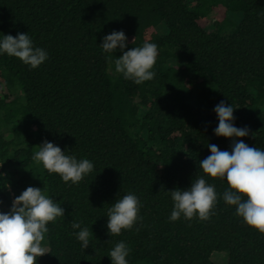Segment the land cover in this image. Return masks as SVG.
Listing matches in <instances>:
<instances>
[{
    "label": "trees",
    "instance_id": "obj_1",
    "mask_svg": "<svg viewBox=\"0 0 264 264\" xmlns=\"http://www.w3.org/2000/svg\"><path fill=\"white\" fill-rule=\"evenodd\" d=\"M113 30L126 34L125 51L157 44L153 80L135 85L115 73L99 46ZM17 33L49 58L31 69L0 56V212L29 186L64 208L37 264H111L119 241L128 264H220L214 253L224 264H264V235L225 204L227 182L199 166L208 144L231 150L213 134L221 101L249 129L238 139L264 150V0H0V35ZM44 141L92 161L93 172L78 184L49 174L32 159ZM198 176L215 185L213 214L171 222L167 191ZM128 193L141 219L109 235L108 208ZM77 221L93 233L86 249Z\"/></svg>",
    "mask_w": 264,
    "mask_h": 264
},
{
    "label": "clouds",
    "instance_id": "obj_2",
    "mask_svg": "<svg viewBox=\"0 0 264 264\" xmlns=\"http://www.w3.org/2000/svg\"><path fill=\"white\" fill-rule=\"evenodd\" d=\"M127 36L123 30H113L102 38L99 45L109 54L116 74L135 85L154 79L153 71L158 57V46L146 42L140 47L125 51ZM122 54L112 60L115 52ZM7 55L19 59L31 69L38 68L48 60V52L36 47L28 33L0 35V56ZM218 125L213 134L231 140V150H219L217 145L208 144L210 155L200 161V169L210 178L227 182L228 188L222 199L226 205L234 207L235 214L250 228L264 235V150L250 147L238 138L249 135L247 127L234 125V108L223 101L214 109ZM32 159L43 166L49 174H57L65 183L78 184L94 170L92 161L65 151L52 142L44 141L38 146ZM173 207L169 216L171 222L181 217L185 220L197 218L207 221L213 214L217 202L215 185L206 182L204 176L191 181L186 189L167 191ZM139 198L128 193L116 200L107 211L108 234L119 236L123 230L131 229L141 219ZM64 217V208L50 198L39 187L29 186L16 196L10 210L0 212V264H37L39 257L48 253L42 246L47 225ZM73 234L83 249L89 247L92 232L82 227L81 222L71 224ZM130 248L124 241L117 242L108 253L111 264H128Z\"/></svg>",
    "mask_w": 264,
    "mask_h": 264
},
{
    "label": "rangeland",
    "instance_id": "obj_3",
    "mask_svg": "<svg viewBox=\"0 0 264 264\" xmlns=\"http://www.w3.org/2000/svg\"><path fill=\"white\" fill-rule=\"evenodd\" d=\"M238 17H239L238 15H237L236 17H234L235 20H236ZM224 255H225V253H224ZM212 259H213L214 261L220 263V264H221V263H223V264L225 263L224 260H223V261H222V260H221V261L218 260V253H214L213 256H212Z\"/></svg>",
    "mask_w": 264,
    "mask_h": 264
}]
</instances>
